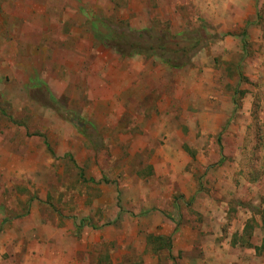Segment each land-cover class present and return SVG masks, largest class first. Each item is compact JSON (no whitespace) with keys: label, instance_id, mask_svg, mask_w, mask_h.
<instances>
[{"label":"rangeland","instance_id":"obj_1","mask_svg":"<svg viewBox=\"0 0 264 264\" xmlns=\"http://www.w3.org/2000/svg\"><path fill=\"white\" fill-rule=\"evenodd\" d=\"M242 262L264 0H0V264Z\"/></svg>","mask_w":264,"mask_h":264},{"label":"trees","instance_id":"obj_2","mask_svg":"<svg viewBox=\"0 0 264 264\" xmlns=\"http://www.w3.org/2000/svg\"><path fill=\"white\" fill-rule=\"evenodd\" d=\"M175 36H176V35H172L171 37H175ZM142 48H144V46L142 47V46L138 45V46L132 48L133 51H134V52L132 51V53H136L137 51H139V50L142 49ZM116 50L119 51V54H125V52H124L123 50H120V49H116ZM118 51H117V52H118ZM144 51H147V52H149V53H153V50H152V48L150 47V45L145 46ZM129 54H131V52H130ZM171 65H172V64H171ZM174 66H178V64H175ZM73 119L76 120V118H73ZM78 119H79V118H77V120H78Z\"/></svg>","mask_w":264,"mask_h":264},{"label":"crops","instance_id":"obj_3","mask_svg":"<svg viewBox=\"0 0 264 264\" xmlns=\"http://www.w3.org/2000/svg\"><path fill=\"white\" fill-rule=\"evenodd\" d=\"M248 4H250V2H248ZM238 20V17H235L234 21ZM214 259H218V261H230L231 262V259H229V257H226L224 259V256L220 255V256H217L216 258L214 257ZM229 259V260H228ZM234 264H245V262H242V263H234Z\"/></svg>","mask_w":264,"mask_h":264}]
</instances>
